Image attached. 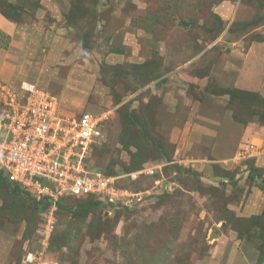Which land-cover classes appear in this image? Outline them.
Listing matches in <instances>:
<instances>
[{"label": "rangeland", "instance_id": "374dc122", "mask_svg": "<svg viewBox=\"0 0 264 264\" xmlns=\"http://www.w3.org/2000/svg\"><path fill=\"white\" fill-rule=\"evenodd\" d=\"M0 12L36 46L26 62L46 77L39 89L59 97L77 71L86 111L109 113L89 167L160 166L131 186L148 201L62 210L46 241L30 204L0 190V264L28 253L45 264H264V189L249 176L264 178V154H238L243 134L264 127V0H0ZM51 49L66 62L47 64Z\"/></svg>", "mask_w": 264, "mask_h": 264}, {"label": "built area", "instance_id": "2783aa9c", "mask_svg": "<svg viewBox=\"0 0 264 264\" xmlns=\"http://www.w3.org/2000/svg\"><path fill=\"white\" fill-rule=\"evenodd\" d=\"M108 114L67 116L60 112L58 97L36 85L22 83L15 88L0 81V171L31 198L45 201L44 241L53 231L58 202L65 196H92L105 210L148 201V191L122 187L120 180L151 176L160 166L114 176L87 163L93 146L103 138ZM239 153L245 155L242 158L257 157L264 149L249 143ZM25 257L27 264H45L31 253Z\"/></svg>", "mask_w": 264, "mask_h": 264}, {"label": "crops", "instance_id": "0c3cea01", "mask_svg": "<svg viewBox=\"0 0 264 264\" xmlns=\"http://www.w3.org/2000/svg\"><path fill=\"white\" fill-rule=\"evenodd\" d=\"M19 30L20 28H18L17 23H15L12 19L8 18L6 15L0 12V81L7 84H11L13 86H19L25 81L28 83V81L36 79L33 80L35 82H33V84H35L36 86L42 85L41 83H44L46 79L45 75L41 76V74H39V78H37V73L35 69L31 70V66L28 65V63L26 62L28 61V57L32 59V57L36 55L37 48L36 46L35 48L33 46H30V44L28 43L29 38H25L26 34L24 32L23 33L25 35L23 34V37H19V33L22 35ZM56 50L57 49H51L48 52V62L46 61V63L50 64L51 66L61 65L62 63L66 62L67 59L65 55L60 54ZM261 51L263 52V50ZM32 73H34V76L32 75ZM76 74H78L77 71H75V75L73 73L68 75L69 78H72L73 76L77 77L76 79H71L72 84L68 81L63 82L64 79L62 80V85L60 87L61 89L59 93L60 95L58 97L59 102L62 103L63 101V103L68 105V107H72V103H75L74 107L79 108L78 113L80 114L83 112L91 113L90 111H86V99L88 97L89 91L83 89L84 87L82 80L80 79L79 75L77 76ZM261 78L262 81L260 82L264 83V76L262 75ZM40 79H43L44 81ZM83 92L84 96L82 97ZM60 106L61 113L71 116V114H68L67 112H65L64 109H62V105ZM252 132H250L249 130L247 134H243V139L241 140V142H244V144L249 142L257 147H261L264 143V127L258 130L255 129V131L252 129ZM241 146L242 145H240L239 148H241ZM239 148L237 147V150ZM236 152L237 151H235V154ZM4 255L5 250L4 245H2L0 246V260L3 259Z\"/></svg>", "mask_w": 264, "mask_h": 264}, {"label": "trees", "instance_id": "16d2710c", "mask_svg": "<svg viewBox=\"0 0 264 264\" xmlns=\"http://www.w3.org/2000/svg\"><path fill=\"white\" fill-rule=\"evenodd\" d=\"M11 5H13V4H11ZM4 15H6V14H4ZM7 17L9 18L10 16H7ZM247 93L253 94L256 96H260L256 92H247ZM98 171H101L102 173H104L106 175H114V176H123L126 173L125 171L124 172H114V171L113 172H106V171H102V170H98ZM249 171H250V175H249L250 178L253 180H255V179L258 180V184H259L260 188L264 189V178L261 176L260 171L254 167H250ZM133 172H135V171H133ZM229 179L231 180L233 178L230 177ZM122 180H120V184L122 187H126L128 189L133 190V191L138 190V189L131 187L132 184H136L138 182L137 179L131 180L130 178H124V179L122 178ZM0 190L2 192L5 190L6 192L9 193V195L11 197L22 198V199L26 200L30 204L33 211L39 215L40 221L42 223V212L46 209V203H44L45 202L44 200L37 202L35 199L31 198L28 194H26L21 189V187L17 183L10 181L9 178L7 176H5L2 171H0ZM67 200H77V201H81V203L79 205H77L76 207H69V206L65 205ZM93 207H98V208L102 207L104 209L102 203L98 200H95V198L92 196H81V197L65 196V197L61 198L60 201L58 202V208H57V212L55 214V217L57 218V215L62 210H68L71 212L86 213L87 211H89ZM124 209L131 210L130 207H124Z\"/></svg>", "mask_w": 264, "mask_h": 264}]
</instances>
